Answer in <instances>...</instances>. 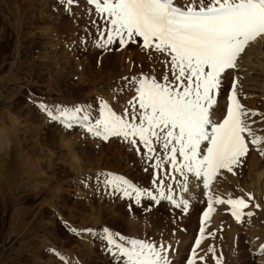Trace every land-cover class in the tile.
Listing matches in <instances>:
<instances>
[{
  "label": "rangeland",
  "instance_id": "obj_1",
  "mask_svg": "<svg viewBox=\"0 0 264 264\" xmlns=\"http://www.w3.org/2000/svg\"><path fill=\"white\" fill-rule=\"evenodd\" d=\"M108 26L106 14L96 13L83 0L67 7L61 0H0V264H119L107 251V242L99 238L104 228L126 240L164 246L171 264H184L207 200L202 178L189 175L188 190L183 191V177L165 161L160 144L153 145L163 165L156 169V159L148 160L139 142L133 146L120 137L103 141L78 126L68 129L40 107L44 104L56 114V106H90L94 120L99 117L100 101L106 100L118 115H124L135 96L132 78L146 74L163 82L168 74L172 80L166 64L170 58L145 50L142 43L98 48L101 31L106 39ZM263 55L264 50L258 56ZM258 71L247 73L254 81L248 83L254 89L248 91L252 96L247 108L256 106L264 116L263 74ZM225 74L211 113L223 109L230 85ZM253 152L233 176L247 184ZM256 153L260 164L253 175L264 173V156ZM101 172L131 178L153 194L162 178L166 194L170 185L177 200H187L193 192L187 213L183 205L177 208L167 200L156 204L146 196L137 205L98 182ZM219 174L215 188L206 190L210 194L226 193L221 187L232 174L226 170ZM227 191L234 196L238 187ZM254 199L250 206L256 213L244 222L231 221L224 212L221 228L208 235L204 259L197 264H215L218 257L223 264H264L254 240L258 236L251 239L245 233L247 227L264 233V196ZM210 247L215 253L208 251Z\"/></svg>",
  "mask_w": 264,
  "mask_h": 264
},
{
  "label": "snow or ice",
  "instance_id": "obj_2",
  "mask_svg": "<svg viewBox=\"0 0 264 264\" xmlns=\"http://www.w3.org/2000/svg\"><path fill=\"white\" fill-rule=\"evenodd\" d=\"M61 3L67 7L76 0H61ZM86 3L94 5L96 13L107 16V38L101 31L98 48L142 43L145 50L170 58L166 64L172 80L168 74L162 77L163 82L148 76L132 78L135 96L128 101L130 108L124 110V115H118L104 100L100 101L99 117L94 120L90 106H56L54 114L53 109L41 104L51 120L59 121L68 129L79 125L103 141L120 137L133 146L139 142L146 149V158L156 159L153 165L156 169L163 165L154 155L153 145L160 144L165 161L170 163L173 172L183 177V191L188 190L189 175L197 180L202 178L205 190L210 189L221 170L236 175V169L243 167L249 155L250 145L264 156L261 147L264 135L252 128L255 123L252 117L261 114L241 103L238 76L233 77L222 121L216 122L211 115L223 74L238 70L247 47L264 37V0H192L186 5L178 0H86ZM136 151L139 153L140 149L137 147ZM169 179L175 177L169 175ZM97 180L123 197L134 199L137 205L146 196L156 204L167 200L177 208L183 205L185 213L189 207L188 200L174 198L170 185L166 194L162 178L157 194L111 172L98 173ZM153 184L157 181L153 180ZM205 195L207 210L188 264H196V249L205 238L204 225L215 211L214 204L230 205L231 215L238 223L255 215L253 211H245L254 200L251 193H246L247 199L231 195L222 199L208 191ZM254 207L259 209L260 205L256 203ZM117 236L121 242H117ZM99 238L107 242V251L119 264H171L164 254L167 251L164 246L156 247L139 239L126 240L108 228L102 230ZM208 251L215 253L211 247ZM258 253L264 255V243L259 245ZM215 264H222V259L216 258Z\"/></svg>",
  "mask_w": 264,
  "mask_h": 264
},
{
  "label": "bare ground",
  "instance_id": "obj_3",
  "mask_svg": "<svg viewBox=\"0 0 264 264\" xmlns=\"http://www.w3.org/2000/svg\"><path fill=\"white\" fill-rule=\"evenodd\" d=\"M180 0H178V3H179ZM261 47L262 49L264 50V37H261L258 39L257 42L249 45L245 51V53L243 54L242 56V59L239 61V64H240V68L236 71L234 70H227L226 71V74H225V77H229L230 76V85H228V89L226 91V97H228V94H229V90H230V87H231V84H232V81H233V77L235 76H238L240 78L239 80V92H240V99H241V102L242 104L245 106V108H247V104L249 105V102L247 101L248 98H250V96H252L250 93H248V91L254 89L253 87H251L248 83L249 82H252L254 83V81L252 80L253 79V76L252 75H248L247 73H255V71H260L263 76H262V84H261V87L263 88L264 87V55H263V58H260L258 55L261 53V51L263 52V50H261ZM254 48V55L253 56H250V53L252 51V49ZM256 50V52H255ZM148 58V57H147ZM251 58V59H250ZM137 59V58H136ZM246 62V63H245ZM258 71V72H259ZM247 74V75H246ZM261 74V75H262ZM141 76H147L146 74H140V77ZM244 77H247V79H245ZM224 95V96H225ZM225 97V100H224V103H223V109L218 111L217 113L213 112L211 113L212 115V118L216 121V122H221L223 117L226 115V109H227V105H228V99ZM250 100V99H249ZM106 101V100H104ZM107 103H110L109 101H106ZM113 104V103H112ZM253 103H251L252 105ZM113 106V105H112ZM248 109V108H247ZM252 110H255L257 112H259L261 115L259 116H256V117H252V120L255 121V123H252V128L254 131L257 132V134L259 135H264V132L262 131L263 128H264V116L263 114L258 111V108L256 106H252ZM263 121V122H262ZM82 129V128H81ZM262 129V130H261ZM84 131V129H82ZM262 148H264V145H261ZM251 149H254L251 147L250 145V150ZM254 151V150H253ZM257 152V151H256ZM256 152H253V156L251 157V160L249 161V164H247L248 168L247 170L249 171V174L251 175L250 180H249V184H247L246 180L245 179H242V181H239L237 178L233 177L235 175H232V178L229 176L228 179L226 180V182L223 184V186L221 187L222 189V192H226L225 194L221 193L220 194H215V193H211V195L213 197H216V196H219L221 197L222 199H227L228 196H229V193H228V189L229 188H233V187H238V193L235 194L234 196H232V198H237V197H241L243 196L245 199H247V196H246V193H251L253 196H255L256 198H258V194L261 196H264V177L262 178L261 176H263V174L261 172H258L256 173L255 175H253L254 171L257 169V166L260 164L258 163L256 160L258 159L255 155L257 154ZM256 153V154H255ZM259 154V153H258ZM164 156V155H163ZM259 156V155H258ZM256 168V169H255ZM245 169V168H244ZM219 175L218 174L211 182V189L212 187L215 188V183L217 181V179L219 178ZM255 176V177H254ZM194 178V177H193ZM196 179V178H195ZM129 180L133 181L131 178H129ZM134 182V181H133ZM135 183V182H134ZM201 183V182H200ZM136 184V183H135ZM137 185V184H136ZM192 187V186H191ZM202 188H203V185H202ZM191 189V188H189ZM175 190V189H174ZM190 191V190H189ZM194 191V189H193ZM206 192V190H205ZM210 193V191H208ZM174 194V193H173ZM193 194V192H192ZM192 194L191 192L188 193V196H187V200L191 202V198H192ZM205 195V194H203ZM254 197V198H255ZM256 200V199H254ZM208 201H204V205H203V208L202 210L200 211L199 213V217H198V221L195 225V232L193 233V236L191 237L192 238V241H191V244L189 245V248L191 247L192 245V242H193V239L194 237L196 236V233H197V230L199 228V219H200V214L201 212L203 211L204 207L206 206V203ZM202 203V202H201ZM254 204V203H253ZM215 211L211 213L210 215V219L205 223L207 224V227L205 229V235H208L213 231L215 230H218L221 228V221L225 218V213H227L228 217H230L231 221H236L235 218H233L228 210L229 208L231 207L230 205H220V204H214L213 205ZM249 209H252V207L250 206ZM253 210V209H252ZM256 210V209H255ZM256 213V212H255ZM252 221V220H251ZM244 222V221H243ZM261 224V223H260ZM257 225V221L255 222V226ZM259 225V223H258ZM215 230V231H216ZM259 231H257L256 229L252 228L250 229L249 227H247V230L245 231V233H248L247 235L252 239L253 237L255 236H258V238H254L255 240V244H256V247H259L260 244L264 243V233H258ZM195 235V236H194ZM207 237L202 241L201 245L199 246V248H197V255L195 257V261H196V264L201 260L200 257H201V254L203 253V247L206 246V242H207ZM230 238V237H229ZM190 240V239H189ZM253 240V241H254ZM119 242V241H118ZM189 248L187 249V253L184 257V261L183 263H185V260L187 258V254H188V251H189ZM205 248V247H204ZM214 256V254H212ZM212 255H209V256H212ZM208 256V257H209ZM211 258V257H209ZM67 263H69L67 261ZM210 263V262H209ZM223 263V262H222ZM204 264H207L206 262Z\"/></svg>",
  "mask_w": 264,
  "mask_h": 264
}]
</instances>
